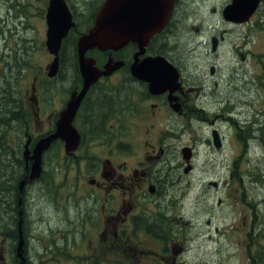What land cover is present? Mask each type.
Instances as JSON below:
<instances>
[{
    "label": "flooded vegetation",
    "instance_id": "flooded-vegetation-1",
    "mask_svg": "<svg viewBox=\"0 0 264 264\" xmlns=\"http://www.w3.org/2000/svg\"><path fill=\"white\" fill-rule=\"evenodd\" d=\"M105 1L0 0L3 42L0 71L48 69L54 56L46 48L50 11L58 19L59 33L65 30L56 54L58 74L66 67L76 77L70 95L54 103L48 98L49 78L33 76L24 89L27 112L21 109L14 90L13 110L21 117L33 118L39 127L36 131L25 130L20 159L10 160L16 173L22 174L21 179L30 173L32 163L25 160V148L31 156L37 142L55 132L71 94L82 89L79 40L94 26ZM167 1L166 20L158 30H152V17L150 24L144 26L150 33L146 37L130 40L118 49L93 48L85 52V57L94 61V67L108 74L89 86L75 112L72 126L80 136L77 149L67 153L62 140L51 141L42 154L40 177L24 187L21 201L24 264L30 263L24 193L28 187L39 188L43 184L48 155L55 158L57 170L62 157L71 159L68 166L81 176L90 200L88 209H77L76 226L63 228L62 239L55 242L52 238L51 243L68 246L71 258L75 257L78 264H185V256L198 252L192 250L194 237H189L182 227L187 221L178 214L181 208L171 206L177 191L184 184L189 187L188 179L197 169L200 157L204 164L231 170L241 158V143L249 152L254 141H264V110L252 112L251 117L244 119L233 102L244 95L248 96L241 100L264 95L256 81L257 67L264 71V37L260 33L264 31V0ZM122 2L128 7L138 0ZM253 2L254 11L245 16L242 11L248 10ZM118 11L113 9L111 14ZM132 16L137 18L138 11L134 10ZM256 37L262 50L255 48ZM37 53H46L51 58L46 67L33 59ZM153 61L166 65L167 78L159 89H153L151 81L146 80L153 78L154 72H144L143 78L133 73L136 67ZM263 79L262 76L259 81ZM236 81L248 87L236 93ZM136 132L142 138L139 137L138 143L129 142L127 138ZM186 132L191 133L189 143L176 146L175 139ZM225 150L230 154L224 155ZM234 150L238 151L233 156ZM214 152L219 155L214 159L216 163L209 157ZM16 160H22L23 166L17 168ZM221 175L217 181L199 180L202 187L197 196H204L206 204L208 198L214 199L208 189L217 193L225 184ZM216 201L220 206L221 199ZM15 206L18 214V203ZM194 211L197 218L200 212L213 213L208 209ZM244 215L241 225L246 224L247 214ZM250 217L244 246L248 257L254 256L258 262L256 247L260 241L257 233H253L256 210ZM211 221H205L207 232L217 233L218 228ZM72 222L70 219L69 223ZM3 228L5 232L7 228L18 232L15 219L14 223H4L1 231ZM198 232L195 237L202 231ZM259 234L263 236L262 232ZM9 235L0 239V264L19 262L18 236L13 240ZM206 238L211 240L212 235ZM262 251L264 255V246Z\"/></svg>",
    "mask_w": 264,
    "mask_h": 264
},
{
    "label": "rangeland",
    "instance_id": "rangeland-1",
    "mask_svg": "<svg viewBox=\"0 0 264 264\" xmlns=\"http://www.w3.org/2000/svg\"><path fill=\"white\" fill-rule=\"evenodd\" d=\"M260 33L264 37V31ZM257 38L255 48L262 50L259 47L260 41ZM2 43L0 41V44ZM33 59H36L38 63L43 64L45 67V63L51 61L46 53H37L33 55ZM65 68L55 78L46 82L48 98H51V102L56 103L65 99L74 88L75 72L68 69L66 71ZM46 72L47 68L44 69L43 67L30 71H0V96L2 97V94H5L9 98L8 102H10L7 106H2L0 99V157L2 164L7 166H0V173L9 171L8 161L10 162L14 157L20 159L21 144L25 143V130L30 129L31 132L39 129L33 118L30 120L21 116L13 118L12 114H7L9 110L14 109L11 105L13 92L16 91V97L21 102V109L27 112L28 105L24 89L33 76L47 78ZM256 75L257 85L259 89L264 91V79L263 82L259 81L260 77H264V71L261 67H257ZM224 84L228 85L229 82L225 80ZM235 84L238 89L236 93L237 91L242 92L248 87L247 84L242 86L243 84H239L238 81ZM244 96L233 101L236 103V110L240 111L239 113L242 115L241 118L246 119V117H251L252 112L264 110V95H257L249 100H241ZM20 102L18 103L20 104ZM190 136L191 133L186 132L178 136L174 143L176 146L188 144ZM139 137L142 138V134L136 132L130 134L127 140L138 143ZM258 143H261V146ZM241 148V158L231 170L226 167L220 170L218 165L213 166L212 163L204 164L202 162L203 157H200L196 164L197 169L188 179L190 180L189 187H184V184L177 191L176 199L173 200L171 206L181 208L178 214L183 216L184 221H187V224L182 225V227L186 228L185 231L188 232L189 237H194V240L190 243L193 247L192 250L198 252L185 256L183 258L185 264H260L264 260L262 259L264 256L262 251L264 246V141H254L249 152L245 150L242 143ZM237 151H233V156ZM247 152L248 157H246ZM200 153L204 152L200 150ZM225 154L230 153L225 150ZM218 156L215 152L209 155L212 160L217 159ZM46 159L43 184L40 183L39 188L36 186L28 187L24 193V209L26 211L24 226H26L29 241L27 247L29 264H78L75 257L71 258V249L68 246L55 242L62 239L63 228L72 229L76 226L77 209H88L90 207L88 193L81 182V176L77 175L68 166L70 158L64 157L63 159L62 157L59 170H57L58 164L54 162L55 158L48 155ZM237 159L238 157H235V161ZM214 161L216 163V160ZM225 172L226 174H224ZM220 174L226 182L217 193H214L213 189H208V192L214 195V199L208 198L206 204L204 196H197L202 187L199 180L217 181ZM64 178H67L65 183ZM217 198L221 199L220 206L217 205ZM194 209H198L199 212L202 209L213 210V213L200 212L197 218L194 216ZM252 209L256 210L257 213L253 233H257V239L260 241V244L256 247L259 254L255 259L260 258L258 262L254 261V256L252 258L248 257V251L244 246L245 234L250 230ZM4 211H6V214ZM244 214H247L246 224L241 225L243 218H246ZM70 219H73L72 223H69ZM207 219H211V223L213 222L215 225L214 227L218 228L217 233L212 230L207 232L209 228L204 225ZM196 220L198 223L195 222ZM9 222L10 215L0 205V239H4L6 236L5 229L1 231V226ZM199 229L202 232L195 237L194 234L199 233ZM259 232H262L263 236ZM208 235H212L211 240L206 238ZM52 238L55 242L51 243ZM72 254L74 255L73 251Z\"/></svg>",
    "mask_w": 264,
    "mask_h": 264
},
{
    "label": "water",
    "instance_id": "water-1",
    "mask_svg": "<svg viewBox=\"0 0 264 264\" xmlns=\"http://www.w3.org/2000/svg\"><path fill=\"white\" fill-rule=\"evenodd\" d=\"M150 1V0H149ZM256 3L253 2L248 10L245 11V16L253 12ZM119 9L118 12L111 11L113 9ZM169 3L167 0H138L137 3L130 2L128 7L124 6L122 0H106L102 5L94 26L89 30L88 34L83 36L79 40V71L83 80V86L79 93H72L66 108L60 113L59 119L56 123L55 132L47 137L40 139L34 149L31 156H28V151L25 148L24 156L25 160H31L30 173L25 176L18 187V203H19V216L21 215V193L24 185L34 179H38L41 174L42 154L50 147V143L53 140L59 139L64 142V149L67 153L73 152L79 144V135L72 126V120L75 112L85 95L87 89L93 84L101 75H107L106 71H99L94 67V61L91 58L85 57L87 50L97 48L101 51L108 49H118L130 40L140 39L146 37L148 32L144 29V26L149 25V21L152 20V30H158L163 26L166 15L168 12ZM134 10L138 11V17L134 18ZM253 10V11H252ZM126 14L129 16L127 17ZM113 17L111 18V16ZM48 31L46 39V48L51 54H54L53 61L48 67L47 76L49 78L55 77L58 72V58L57 51L60 44V39L64 35V31L59 33L58 19L49 11L48 19ZM128 28V29H127ZM138 28L137 31L131 32L132 29ZM163 62L153 61L140 65L133 70L136 76H141L148 70L154 72L153 78L146 80L151 81L153 89H159L160 85L165 82V67ZM185 152L188 149L184 150ZM21 219L18 222V243H17V258L18 264H24V258L22 256L23 238L21 232Z\"/></svg>",
    "mask_w": 264,
    "mask_h": 264
},
{
    "label": "trees",
    "instance_id": "trees-1",
    "mask_svg": "<svg viewBox=\"0 0 264 264\" xmlns=\"http://www.w3.org/2000/svg\"><path fill=\"white\" fill-rule=\"evenodd\" d=\"M0 99L2 101V106H7L8 104H10L9 98L5 95L2 94V97L0 96ZM12 107L14 108V105L11 103ZM10 107V106H9ZM7 114H12L13 118H18V114L13 111V110H9V112ZM1 154V153H0ZM9 163V171L6 173H0V205L2 207L3 210H7L8 214L10 215V222L14 223V219L16 220V223L18 222V217H17V206H15L17 204V186L19 181L21 180L22 174L19 176L18 173H16V171L13 168V164L11 165V163L8 161ZM17 163V168H20L23 166V161L22 160H16ZM5 166L6 165L2 164V160L0 157V166ZM10 166L12 167V169L10 170ZM15 206V209H13V207ZM4 213L6 214V211H4ZM4 229V228H3ZM10 233V238L11 239H16V236H18V232L7 228L6 234ZM18 238V237H17Z\"/></svg>",
    "mask_w": 264,
    "mask_h": 264
},
{
    "label": "bare ground",
    "instance_id": "bare-ground-1",
    "mask_svg": "<svg viewBox=\"0 0 264 264\" xmlns=\"http://www.w3.org/2000/svg\"><path fill=\"white\" fill-rule=\"evenodd\" d=\"M233 90V89H232ZM238 90V89H237ZM258 118V117H257ZM257 122V121H256ZM179 206V205H178Z\"/></svg>",
    "mask_w": 264,
    "mask_h": 264
}]
</instances>
